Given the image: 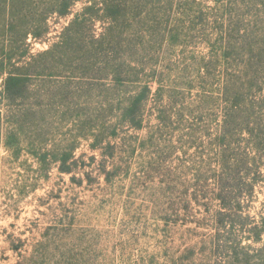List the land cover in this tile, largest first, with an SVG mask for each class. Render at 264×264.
<instances>
[{
    "label": "rangeland",
    "instance_id": "obj_1",
    "mask_svg": "<svg viewBox=\"0 0 264 264\" xmlns=\"http://www.w3.org/2000/svg\"><path fill=\"white\" fill-rule=\"evenodd\" d=\"M89 1L77 3L67 17L53 15L47 37L28 40L30 53L57 43ZM204 18L202 24L191 16L194 24L184 21L187 30L178 45L166 42L160 49L155 33V38L145 39L143 55L129 54L132 49L123 52L145 59L148 74L155 73L162 81L165 100L164 108L150 101L142 130L121 132L115 158L110 149L95 152L91 141L84 140L76 151L82 166L72 174L60 172V159L74 133L66 98L69 89L75 93L85 130L95 127L96 133L109 137L120 100L135 90L132 86L104 92L94 73L69 81L65 68L44 83L34 82L32 103L42 106L35 121L36 139L44 149L41 155L49 153L47 167L42 169L27 152L14 160L0 147V264L217 263L210 246L192 249L205 240L211 219L194 203L184 210L186 201L207 195L210 134L221 119L214 102L219 79L209 61L215 36L213 25ZM235 21L234 42L240 45L252 37L259 45L264 43V0L241 8ZM96 31H104L102 23ZM2 84L0 79V93ZM262 201L260 194L255 211Z\"/></svg>",
    "mask_w": 264,
    "mask_h": 264
},
{
    "label": "trees",
    "instance_id": "obj_2",
    "mask_svg": "<svg viewBox=\"0 0 264 264\" xmlns=\"http://www.w3.org/2000/svg\"><path fill=\"white\" fill-rule=\"evenodd\" d=\"M80 1L0 0V147L14 160L27 152L41 168L47 167L49 153L41 155L44 149L36 139L35 121L42 106L32 103L34 82L44 83L58 76L57 69L65 68L71 74L69 81L79 80L78 74L94 73L104 92L115 87L127 91L130 86L135 90L120 100L108 137L96 133L95 127L85 130L87 123L78 112L75 93L65 84L69 89L66 99L70 100L66 105L68 124L74 133L60 159V172L72 174L82 166L76 151L84 140L91 141L95 152L110 149L109 155L115 158L121 132L144 128L150 101H158L159 108H164L162 81L155 73L148 74L147 63L140 57L146 50L145 39L158 33L160 49L166 42L178 45L187 30L184 21L202 24L206 16L215 36L209 61L219 79L214 102L221 119L210 134L207 195H196L184 206V210L192 203L202 206L211 219L205 240L192 249L199 244L210 246L218 259L215 264H264V201L255 211L259 195L264 196V43L259 45L250 37L239 45L231 38L238 11L258 0H91L57 43L31 54L28 40L47 37L49 19L69 16ZM99 23L104 30L101 34L96 31ZM129 49V54L140 56L127 57L123 52ZM114 166L117 169L118 165Z\"/></svg>",
    "mask_w": 264,
    "mask_h": 264
}]
</instances>
